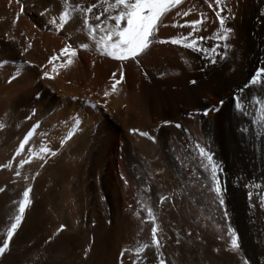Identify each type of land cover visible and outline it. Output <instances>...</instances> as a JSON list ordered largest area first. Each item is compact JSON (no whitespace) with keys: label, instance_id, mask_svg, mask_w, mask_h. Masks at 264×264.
I'll return each mask as SVG.
<instances>
[{"label":"bare ground","instance_id":"obj_1","mask_svg":"<svg viewBox=\"0 0 264 264\" xmlns=\"http://www.w3.org/2000/svg\"><path fill=\"white\" fill-rule=\"evenodd\" d=\"M114 2L0 0V264H264V0H181L123 61Z\"/></svg>","mask_w":264,"mask_h":264},{"label":"snow or ice","instance_id":"obj_2","mask_svg":"<svg viewBox=\"0 0 264 264\" xmlns=\"http://www.w3.org/2000/svg\"><path fill=\"white\" fill-rule=\"evenodd\" d=\"M181 0H115L114 3L110 4L109 7L113 9H118V13L111 17L112 20L115 21V25L109 29L104 36L101 37L99 43L103 44V52L102 55H107L113 59L117 60H128L129 58L135 60L141 53H143L152 43H165L171 42L173 44L181 43L186 40L188 36H191L192 33L189 32L187 36L182 37H173L169 38L168 41L165 40H156L155 32L158 27V24L162 20L163 16L166 15L172 8H174L177 4H179ZM205 3H208V0H205ZM215 3L219 7L220 0H215ZM211 7V4H209ZM107 10V9H106ZM177 15H181V13L177 12ZM183 15H188V12H184ZM217 17L220 18V23L223 32L227 33L230 29L223 28L224 20L220 17V12L216 13ZM64 17L62 16L61 19ZM98 19V18H97ZM123 22V23H122ZM201 21L193 20L188 22L186 25H177L173 23V27H184L191 26L194 30H198L195 28ZM115 38V39H113ZM226 36L221 35L220 39H225ZM183 46L186 48H191L192 50H198L195 45V41L191 43H183ZM68 46H66L67 48ZM83 48H87V45H81ZM61 54L65 52V49H61ZM74 55L75 53H71ZM53 58H50V61ZM264 69H257L256 75L252 76V78L248 81L249 85L261 83V80H258L261 72ZM47 75V73H45ZM115 75V74H114ZM116 85L113 84V91H115ZM105 96L109 93L105 91ZM238 99V98H237ZM256 100V98H253ZM257 102L260 104V119L264 121V99H259ZM223 103V101H221ZM240 104L237 103L236 107L240 108ZM178 126V125H177ZM130 131H137L135 129H131ZM141 135H147V133H140ZM23 147V144L20 146ZM46 150V149H45ZM19 151V149H17ZM201 153L203 154V150L201 149ZM218 191V189H217ZM25 200L21 201L19 204V212L23 213L25 210V205L28 203L27 197L28 192L25 191L23 193ZM163 199V198H162ZM149 217H153V213L151 209H148ZM21 217L19 215L15 216V222L11 223L10 227L7 228L6 233L10 238L13 234V231L17 228L18 223ZM63 227V226H61ZM152 244L159 245V241L157 239V227L155 223H153L152 227ZM232 230L229 229V232ZM5 247L7 246V241L4 242ZM143 247H148V245H144ZM231 247L233 250L238 249V243L235 236L232 237ZM142 248H138L137 252L142 251ZM4 248H0V252H3ZM160 264H164V261L161 260Z\"/></svg>","mask_w":264,"mask_h":264},{"label":"rangeland","instance_id":"obj_3","mask_svg":"<svg viewBox=\"0 0 264 264\" xmlns=\"http://www.w3.org/2000/svg\"><path fill=\"white\" fill-rule=\"evenodd\" d=\"M215 104V103H214Z\"/></svg>","mask_w":264,"mask_h":264}]
</instances>
